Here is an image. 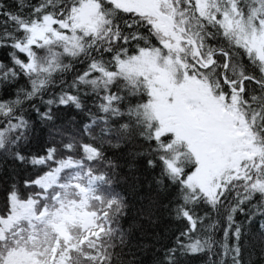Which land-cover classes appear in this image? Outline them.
Returning a JSON list of instances; mask_svg holds the SVG:
<instances>
[{
    "label": "snow or ice",
    "instance_id": "obj_1",
    "mask_svg": "<svg viewBox=\"0 0 264 264\" xmlns=\"http://www.w3.org/2000/svg\"><path fill=\"white\" fill-rule=\"evenodd\" d=\"M0 264H264V0H0Z\"/></svg>",
    "mask_w": 264,
    "mask_h": 264
},
{
    "label": "trees",
    "instance_id": "obj_2",
    "mask_svg": "<svg viewBox=\"0 0 264 264\" xmlns=\"http://www.w3.org/2000/svg\"><path fill=\"white\" fill-rule=\"evenodd\" d=\"M8 2L11 3V2H13V0H8ZM100 191H101V192H104V191H105V186H104V185H101V187H100ZM136 203H137V202H136L135 200H133L134 207L131 209L132 212H135V204H136Z\"/></svg>",
    "mask_w": 264,
    "mask_h": 264
}]
</instances>
